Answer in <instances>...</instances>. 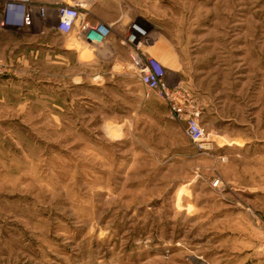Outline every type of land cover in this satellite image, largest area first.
<instances>
[{
  "label": "rangeland",
  "instance_id": "rangeland-1",
  "mask_svg": "<svg viewBox=\"0 0 264 264\" xmlns=\"http://www.w3.org/2000/svg\"><path fill=\"white\" fill-rule=\"evenodd\" d=\"M49 16L0 30V264H264V0H95L97 49ZM134 21L210 150L129 68Z\"/></svg>",
  "mask_w": 264,
  "mask_h": 264
},
{
  "label": "built area",
  "instance_id": "built-area-1",
  "mask_svg": "<svg viewBox=\"0 0 264 264\" xmlns=\"http://www.w3.org/2000/svg\"><path fill=\"white\" fill-rule=\"evenodd\" d=\"M38 1H42L41 5H38ZM94 3L95 0H0V30L8 26L31 28L36 16L48 25L49 12L54 11L55 23L51 28L55 31L74 35L83 45L104 48L109 44L119 21L108 24L91 19ZM149 38L144 24L137 21L129 24L122 39L129 53V68L146 87L148 95L153 93L165 101L171 118L184 125L186 136L200 150H210L207 131L200 121V107L189 88L183 82L171 83L167 66L145 50L150 44ZM219 158L222 162L228 160L226 156ZM212 185L220 193L233 188L223 187L221 177L215 178Z\"/></svg>",
  "mask_w": 264,
  "mask_h": 264
},
{
  "label": "crops",
  "instance_id": "crops-1",
  "mask_svg": "<svg viewBox=\"0 0 264 264\" xmlns=\"http://www.w3.org/2000/svg\"><path fill=\"white\" fill-rule=\"evenodd\" d=\"M105 23H108V24H114V23H116L117 21H116V19H107L106 21H104ZM11 27H14V28H17V29H27L26 27H20V26H11ZM162 40V38H161V36L159 37V42ZM206 75V74H205ZM204 75V76H205ZM253 141V139H248V140H246L245 142L247 143V142H252ZM244 142V143H245ZM239 144V143H238ZM250 144H252V143H250ZM254 147H251L250 148V150H254V153H256L257 151L255 150V149H253ZM256 174H254V177L255 178H257V175H258V173H257V171L255 172ZM252 178V177H251ZM253 183H257L256 182V180L254 179V180H251V182L249 181L248 183H245V187H242L243 189H244V191L246 190V189H248V190H257L259 187H253L252 185H254ZM248 185H249V187H248ZM202 205H203V207H202V210L204 211V209H205V205H206V211H204V216L203 217H205V215L206 214H209L210 213V211H209V206H210V204H209V202L208 201H203L202 203H201ZM201 205V206H202ZM227 206V205H226ZM227 209H228V211H230V207H226ZM202 210H199L198 209V211L195 213L196 215H194V217H196V216H198V218L200 217V212L202 211ZM224 210L225 209H222V213H223V215H221V217H225L224 215H226V213L224 212ZM217 212H220V211H217ZM216 215H218L219 213H215ZM200 219V218H199ZM218 219H220V218H218ZM222 219H225V220H227L226 218H222ZM217 229V231H215V229H214V232L213 233H217L218 231H219V229L218 228H216ZM220 231H221V229H220ZM226 247H228V246H226ZM230 249L228 248L227 250H226V252H227V254L228 255H230Z\"/></svg>",
  "mask_w": 264,
  "mask_h": 264
}]
</instances>
